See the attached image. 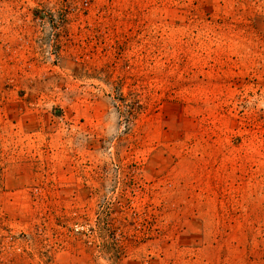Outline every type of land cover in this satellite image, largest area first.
Here are the masks:
<instances>
[{
    "label": "rangeland",
    "instance_id": "rangeland-1",
    "mask_svg": "<svg viewBox=\"0 0 264 264\" xmlns=\"http://www.w3.org/2000/svg\"><path fill=\"white\" fill-rule=\"evenodd\" d=\"M15 263L264 264V0H0Z\"/></svg>",
    "mask_w": 264,
    "mask_h": 264
},
{
    "label": "built area",
    "instance_id": "built-area-1",
    "mask_svg": "<svg viewBox=\"0 0 264 264\" xmlns=\"http://www.w3.org/2000/svg\"><path fill=\"white\" fill-rule=\"evenodd\" d=\"M75 229L76 231H80V230H84V226L83 225H76L75 224ZM15 261V260H14ZM16 264V263H15Z\"/></svg>",
    "mask_w": 264,
    "mask_h": 264
}]
</instances>
